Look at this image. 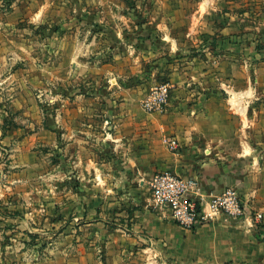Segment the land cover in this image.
I'll use <instances>...</instances> for the list:
<instances>
[{"label": "crops", "instance_id": "obj_1", "mask_svg": "<svg viewBox=\"0 0 264 264\" xmlns=\"http://www.w3.org/2000/svg\"><path fill=\"white\" fill-rule=\"evenodd\" d=\"M218 30L201 32L216 41L197 45L196 57L185 52L171 62L167 49L172 79L163 114L132 106L135 96L92 93L120 79V59L110 51L117 47L106 46L101 33L78 41L77 52L59 39L52 79L57 86L82 82L83 92L57 104L49 127L28 96L30 108L17 115L21 125L0 128V143L10 152L2 164L0 226L16 223L10 215L18 213V223L34 230V219L40 223L50 213L58 243L64 236L67 247L77 248L71 264H264V77L251 79L246 62L233 57L234 32ZM134 31L125 35L126 60L151 63L159 52ZM170 137L179 143L176 154L164 143ZM47 146L50 166L42 157ZM160 172L196 179L190 198L206 217L192 230L152 209L148 182ZM226 189L239 195L243 218L210 216V198ZM254 214H262L261 223Z\"/></svg>", "mask_w": 264, "mask_h": 264}, {"label": "rangeland", "instance_id": "obj_2", "mask_svg": "<svg viewBox=\"0 0 264 264\" xmlns=\"http://www.w3.org/2000/svg\"><path fill=\"white\" fill-rule=\"evenodd\" d=\"M215 28L220 33L234 32L230 37L236 47L233 54L236 63L246 62L251 79L264 77V0H0V128L21 125L17 115L30 108L28 96L35 98L36 109L49 127L50 114L57 104L66 105L69 94L82 95V82L75 87L66 82L57 86L52 79L50 70L59 39L64 41L65 48L77 52L83 49L78 41L86 42L93 34L101 33L99 38L106 46L111 42L117 47L110 48L112 55L122 60L117 63L120 77L117 84L121 88L108 82L105 89L95 87L92 93L135 96L138 105L132 106L142 110L141 102L152 88L162 83L170 85L167 49L173 50L171 62L181 59L180 54L185 52L196 57L197 45H212L216 41L201 32ZM131 31L159 52L151 63L126 60L131 55L125 35ZM224 36L227 35L224 33L219 40ZM35 70L41 72L38 87ZM141 73L144 75L140 76ZM135 85L140 87L130 91ZM171 91V95L180 96ZM21 100L24 102L20 103ZM2 136L3 131L0 140ZM9 154L8 147L0 143V183L6 172L2 164ZM42 157L50 166L48 146L42 149ZM49 184L42 187L49 188ZM63 187L69 188L65 183ZM46 204L49 205V200ZM49 214L41 216L40 223L38 217L34 219V230H26L18 223L22 215H10L17 220L0 226V264H71L77 259V248L67 247L64 236L59 237L58 243Z\"/></svg>", "mask_w": 264, "mask_h": 264}, {"label": "built area", "instance_id": "obj_3", "mask_svg": "<svg viewBox=\"0 0 264 264\" xmlns=\"http://www.w3.org/2000/svg\"><path fill=\"white\" fill-rule=\"evenodd\" d=\"M170 96V85L160 84L152 88L141 102L147 114H163ZM108 136V134H107ZM166 148L176 154L180 148L174 138L164 140ZM152 209L165 213L178 226L192 230L205 220L200 203L190 198L197 190L195 178L179 177L169 172L156 173L148 182ZM210 216L222 215L226 220H239L245 216L244 205L234 189H226L209 200ZM254 223H261L262 214H254Z\"/></svg>", "mask_w": 264, "mask_h": 264}]
</instances>
